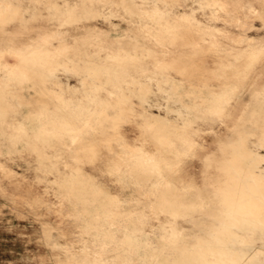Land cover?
Here are the masks:
<instances>
[{"label": "rangeland", "instance_id": "374dc122", "mask_svg": "<svg viewBox=\"0 0 264 264\" xmlns=\"http://www.w3.org/2000/svg\"><path fill=\"white\" fill-rule=\"evenodd\" d=\"M154 1L0 0V264L174 259L220 214L260 242L264 0Z\"/></svg>", "mask_w": 264, "mask_h": 264}, {"label": "bare ground", "instance_id": "6f19581e", "mask_svg": "<svg viewBox=\"0 0 264 264\" xmlns=\"http://www.w3.org/2000/svg\"><path fill=\"white\" fill-rule=\"evenodd\" d=\"M150 2L154 3V5L157 3V1H154V0H150ZM220 16L221 15H219V17ZM222 19H224V17ZM237 23L239 22L237 21ZM245 25L247 26V24ZM250 27L251 26H249V28ZM65 67H66L67 72H74L75 70L72 66H69V65ZM86 72L87 73L91 72L94 74V73H98L99 70L96 67H90L86 69ZM48 75L50 76V74ZM263 76H264V72H259L257 76L255 77V80L252 84L256 86L261 81ZM52 77L56 78L57 76L52 75ZM80 82H81V87L86 88L87 86L86 82L83 80H80ZM95 86L96 84H93L91 88L93 89ZM164 93L165 95H163L161 98L162 101H156L157 103H155V105H150L151 101H149V99L145 97L140 98V101L142 104L146 105L145 107H149V109H151L152 107H155L159 110L161 109L166 110L168 116L166 119H164V121L168 120L169 116L171 117V115H174L178 124L183 127L197 122L198 117H196L193 114L191 110V106H189L188 104H183L184 101H182L181 99L171 100L172 97L170 96V94L168 92H164ZM86 95L88 98L90 97L88 93ZM119 101L127 102L128 100L127 98L122 97L119 99ZM152 103H154V101H152ZM171 103H174L175 106L171 107L170 106ZM146 113H147L146 116L148 118H156L155 117L156 114L153 113L152 111L147 110ZM38 140L40 141L41 139H38ZM232 143H233V140L230 138L227 144L229 145ZM261 145L262 144L254 143V146L252 149V152L254 153L252 157V162H257V164H255L252 170L255 172V174L259 175L262 181L264 182V167L261 166L260 163L258 162L259 160H261L260 159L261 153L258 152V150L262 147ZM250 173L253 174L252 172ZM242 181L246 183H251V182L254 183V178L249 176L245 179H242ZM261 197L264 199V194H261ZM191 222H197V223L210 222V224L200 226L199 230H201L202 234L198 236L190 237L191 239H194V240L186 242V243H181V245H178L182 249L177 251L176 258L169 259V258L162 257L160 259H154L152 255L148 259L144 258L142 260V264H226L227 262H232L233 264H264V256L256 255L254 254V251H253L255 247L258 245L264 248V232L258 235V238L260 239V242L258 243L257 242L249 243V242L241 241L239 240V238H241V235L239 234H231L229 235L230 240L225 241L223 240L224 239L223 234H221L225 231L232 232V231L243 230L245 231L247 236H253L252 232H254V230H257V227L253 226L251 220L249 219L240 220L232 216L231 214L229 215L220 214V215H214L210 218H206V220L203 217L198 216V217L193 218ZM237 223H241L242 225L238 226ZM214 248H217V249H214Z\"/></svg>", "mask_w": 264, "mask_h": 264}]
</instances>
